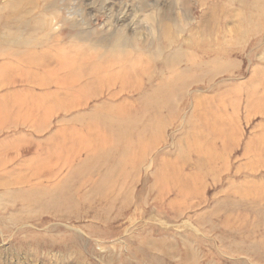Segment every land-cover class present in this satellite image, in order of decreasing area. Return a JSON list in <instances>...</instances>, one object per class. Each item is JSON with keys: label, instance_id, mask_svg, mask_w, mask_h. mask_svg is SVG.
Instances as JSON below:
<instances>
[{"label": "rangeland", "instance_id": "1", "mask_svg": "<svg viewBox=\"0 0 264 264\" xmlns=\"http://www.w3.org/2000/svg\"><path fill=\"white\" fill-rule=\"evenodd\" d=\"M64 26L96 39L141 28L134 47L157 37L168 52L178 39L185 55L170 66L114 53L96 74L85 61L97 51ZM192 54L196 84L168 105L163 91L156 111L118 131ZM34 58L49 63L23 67ZM3 104L0 264H264V0H0ZM62 142L69 155L55 167ZM245 242L263 245L255 259L233 252Z\"/></svg>", "mask_w": 264, "mask_h": 264}, {"label": "bare ground", "instance_id": "2", "mask_svg": "<svg viewBox=\"0 0 264 264\" xmlns=\"http://www.w3.org/2000/svg\"><path fill=\"white\" fill-rule=\"evenodd\" d=\"M258 4V3H257ZM54 5V4H53ZM152 5V4H151ZM254 5V4H253ZM55 7V6H54ZM61 7V6H60ZM156 8V7H155ZM159 9V8H158ZM186 10L183 12V14H187V9L188 8H185ZM252 9V8H251ZM153 10V9H151ZM57 11V10H56ZM154 11V10H153ZM60 12V11H59ZM149 12V11H148ZM146 13L149 14V13ZM157 13V12H156ZM151 14V13H150ZM160 16H161V13H160ZM53 17V16H52ZM51 17V18H52ZM146 17H150L149 15L146 16ZM152 17V16H151ZM190 17V16H189ZM4 18V17H3ZM222 18V16H221ZM247 18V17H246ZM150 19V18H149ZM51 20V19H50ZM70 20V19H69ZM68 20V21H69ZM153 20V19H152ZM151 20V21H152ZM157 20V19H156ZM2 21V20H1ZM162 21V20H161ZM176 22H174V26H175V29L176 31H183L184 30V26L186 24H188V18H187V21H178L175 20ZM26 22H28L26 20ZM47 23V21H46ZM51 23V28L52 29H56L60 24L59 22H55L54 23V20L53 22H49ZM184 23V24H183ZM70 24V23H68ZM67 24V25H68ZM46 25V24H45ZM79 25V24H78ZM190 25V24H189ZM44 26V24H43ZM78 27V26H77ZM140 27V26H138ZM183 27V28H182ZM188 27V26H187ZM186 27V28H187ZM73 27H69V26H64L61 31L66 35V37H70V38H75L76 40H87L89 42H87L86 44V50H96L97 53H98V59L94 62V61H91L90 63L87 61H85V64L87 65V67L89 65H92L93 64V68L92 70L94 71L93 73H96L97 74V70H99V73H100V66H101V62H105L106 60V57H109V56H116V55H122V54H127L129 52H137L136 54L139 56V58H142L143 55L147 58V59H150V58H153L154 56H159V55H162L163 54V58L165 60V64L166 65H176L177 66V62L178 60L185 55V51L184 49H182L181 45H180V42L178 41V39H175L173 41V43L170 45L171 46V49L168 50V52L165 51V48H167V46L169 45H164V43L157 37H154V38H151L149 41H144V43H141V45L136 48L134 47L136 44H134V37H138V38H141V28H138L139 30L138 31H135V33L133 34V38L131 37V35H129L123 27H120L118 28V30H116V33L114 36L110 38H106V37H100V38H95L94 35H92V32L93 31H88V30H85L83 29L84 27H82V29H75ZM221 28V27H220ZM253 28V27H252ZM188 30V28H187ZM247 30V28H246ZM253 31V30H251ZM241 32V31H240ZM30 36V35H29ZM42 38V37H41ZM19 39H22V38H18V43H19ZM188 40L191 41V38L189 37ZM28 41V40H27ZM27 41H24V42H27ZM32 42V40L30 41ZM29 42V44H30ZM68 42V41H67ZM72 42V41H71ZM227 42V41H225ZM28 43V42H27ZM239 43V42H237ZM230 44V43H229ZM172 45H173V48H172ZM232 45V44H231ZM229 45V46H231ZM102 47H105L106 49H102ZM228 47V46H227ZM136 48V50H134ZM225 48V46H224ZM232 48V46H231ZM230 48V50H232ZM81 49V47H80ZM229 49V48H228ZM89 50V51H90ZM127 50V51H126ZM165 53H164V51ZM228 50V51H230ZM104 51V52H103ZM227 51V52H228ZM127 52V53H126ZM205 52V51H204ZM114 53H116V55H114ZM131 54V53H130ZM198 54V53H197ZM52 55V54H51ZM104 56V59L101 60V57ZM51 57V56H49ZM48 57V59H50ZM122 57V56H121ZM53 58H56L54 55H52L51 59ZM103 58V57H102ZM117 58V57H116ZM189 60H191V62L189 63V67H184V68H176L174 70V73L173 75L167 79L165 81V83H160L159 85H156L153 87V89H148L145 91V94L142 96L144 98V100L140 99L139 100V107H137V112L135 114V116L132 118V122H129L127 121L128 124H126L123 128L121 126L120 130L118 131H125V132H128L129 130H131V126L130 125H133L134 124V121L137 122L138 118H139V114L140 113H144L145 114H150L151 111H156V106H155V103L157 101L160 100V97H161V93L164 91V97H167L168 100H166V102H164L162 100L163 103H167L168 105V101L170 100V97H174L173 98V101L172 103H174L175 101V96L177 95V97L180 99L181 97H183L184 93L188 90V88L191 86V85H194L196 84V82L198 81V77L196 76V74L194 73L195 72V69L203 64L202 60H199L198 57H196V55L192 54L190 55V57H188ZM39 61L40 65L44 67V64H48L49 61L46 62V59L45 58H41V59H38V58H34V59H30V60H27V61H23L22 65L24 64L25 66L23 67H29L31 70H33L35 67H37V63L34 64V62H31V61H36V60ZM81 61L83 62L82 58H80ZM120 60V59H119ZM57 61H60L61 64L65 63V66L69 67L70 69H72V71H74V67L77 65V62H73L71 64H68L66 61L64 60H61V59H57L55 60V62ZM205 61V60H204ZM94 64H95V67H94ZM100 65V66H99ZM47 67V65H46ZM226 68V67H225ZM182 69V70H181ZM193 70L194 72L192 74L188 73V71L186 72V70ZM43 72V70H42ZM204 73L206 74H210L212 73V71H209V70H205ZM180 76V78H179ZM204 82V81H203ZM213 83V82H212ZM207 86V85H206ZM253 86V85H252ZM165 87V88H164ZM191 88V87H190ZM210 88V87H209ZM191 90V89H190ZM144 91V90H143ZM171 102V101H169ZM159 106V105H158ZM169 107V106H168ZM8 109H9V106L6 105V104H3V109L0 110V113H4V114H9L8 112ZM14 109L16 110L17 109V103L14 102ZM167 109V108H166ZM161 110H162V106H161ZM43 113V112H42ZM1 115V114H0ZM126 116V115H125ZM137 116V117H136ZM129 126V127H128ZM4 128V127H3ZM10 129H15L17 127H9ZM0 131H1V128H0ZM149 132V131H148ZM58 148V149H57ZM55 149V154L57 156L56 160L54 159L53 160V165L56 167V164H59L60 161L65 162L63 161L64 160H67V152H68V155H69V150L66 148V143L64 144L62 142L61 145H58L56 147H54ZM111 151V152H110ZM63 152L65 153V158H64V155H63ZM17 153V152H16ZM111 154H113L112 150L110 149H107L105 154L104 155H108L109 158H111ZM204 163V162H203ZM167 164V163H166ZM53 167H50L49 168V172L50 170L52 169ZM133 169V168H132ZM47 169H45L44 171L46 172ZM171 172V171H170ZM176 174V173H175ZM174 174V175H175ZM179 174V173H178ZM161 178H160V181L164 180L165 178H169L171 176V174H166V172H164V174H161ZM173 175V174H172ZM181 175V174H180ZM179 175V177H180ZM196 175V174H195ZM197 176V175H196ZM156 177V176H155ZM158 177V176H157ZM174 177V176H172ZM107 178V177H106ZM184 178V176L182 177ZM156 180V179H155ZM176 180V179H175ZM111 181H112V178H111ZM186 181H187V178H186ZM186 183V182H185ZM189 183H187L188 185ZM174 187V186H173ZM9 189V190H8ZM17 188H7V189H4V192H2V195H9L11 196L12 198L16 199L17 200V193L16 191L13 192L14 190H16ZM126 194V198H130L129 194L127 192H125ZM134 196V195H133ZM261 198H263L264 200V196H261ZM134 199V198H133ZM133 199L131 201H133ZM128 200V199H127ZM129 200V201H130ZM18 201V200H17ZM126 201V200H125ZM124 201V203H126ZM224 201V200H223ZM254 201H260L261 202V199L260 198H257L256 200ZM13 203L15 201H12ZM65 202L67 203L68 205V200H65L64 199V205H65ZM128 202V201H127ZM234 202V201H233ZM33 203V201H32ZM32 203H31V206H32ZM123 203V204H124ZM129 203V202H128ZM122 204V205H123ZM5 205H7V201L6 203L4 204V201H3V197H0V206L2 207H5ZM125 205V204H124ZM147 206V205H145ZM130 207V206H129ZM128 209V208H127ZM66 210L67 209H64L62 212L64 214H66ZM129 210V209H128ZM139 210V209H138ZM214 210V209H213ZM216 210V209H215ZM144 211V210H143ZM118 212V210H117ZM161 212V211H160ZM259 212H261L259 210ZM62 213V215H63ZM185 213V212H184ZM139 214V213H138ZM103 215V214H102ZM141 215V214H140ZM145 215V214H144ZM152 215V214H151ZM264 216V211H263V214ZM148 216V215H147ZM146 216V217H147ZM160 217V216H159ZM173 217V216H172ZM138 218V217H137ZM149 218V217H148ZM151 218V217H150ZM205 218V217H204ZM139 219V218H138ZM181 219V218H180ZM144 220V219H143ZM177 220V218H176ZM202 220V219H201ZM156 221V220H155ZM175 221V220H174ZM194 221V220H193ZM147 222V221H145ZM158 223V222H157ZM160 223V221H159ZM173 223V222H172ZM195 223V222H194ZM156 224V222H155ZM163 224V223H162ZM175 224V223H174ZM177 224V223H176ZM201 224V223H200ZM180 226V225H179ZM206 226V225H205ZM50 227V226H49ZM181 227V226H180ZM204 227V226H203ZM207 227V226H206ZM41 228V227H40ZM47 228V227H46ZM168 229V228H167ZM15 231V230H14ZM190 231V230H189ZM173 232V230H172ZM204 232H205V229H204ZM171 233V231H170ZM180 233V232H179ZM172 234V233H171ZM182 234V232H181ZM189 234V233H188ZM225 235V234H224ZM207 236V235H206ZM209 236V235H208ZM223 237V236H222ZM5 238V237H4ZM181 238V237H180ZM202 238V237H201ZM206 238V237H205ZM213 239V238H212ZM243 239V238H242ZM158 240V239H157ZM161 240V239H160ZM163 237H162V241H163ZM179 240V239H178ZM174 241V240H173ZM172 241V242H173ZM185 241V240H184ZM201 241V240H200ZM209 241V240H208ZM214 241V240H213ZM233 241V240H231ZM245 241V240H244ZM157 242V241H155ZM188 242V240H187ZM202 242V241H201ZM246 243V242H245ZM154 244V243H153ZM152 244V245H153ZM184 244V242H183ZM151 245V244H149ZM155 245V244H154ZM153 245V246H154ZM158 245V244H157ZM160 245V244H159ZM177 245V244H176ZM189 245V243H188ZM162 246V245H161ZM160 246V247H161ZM166 246V244H165ZM168 246V245H167ZM173 246V245H172ZM175 246V245H174ZM155 247V246H154ZM158 247V246H157ZM159 247V249H160ZM260 247H263L262 244H259V243H256V242H249V243H246L245 245L243 246H238L236 249L233 250V252H237V253H244L246 255H249L251 257H253L255 259V257H257V253L260 252ZM132 248V247H131ZM156 248V247H155ZM164 248V247H163ZM167 248V247H166ZM171 248V247H169ZM146 249V248H145ZM175 249V248H174ZM133 250V249H132ZM158 250V249H157ZM170 251V250H169ZM179 251V249H178ZM138 253V252H137ZM140 253V252H139ZM172 253V252H171ZM169 252V254H171ZM174 253V252H173ZM178 253V252H176ZM168 254V255H169ZM197 254V253H196ZM133 255V254H132ZM142 255V254H141ZM174 255V254H172ZM198 255V254H197ZM223 255V254H222ZM196 256V255H195ZM139 257V256H138ZM200 257V256H199ZM114 258V257H113ZM130 258V256H129ZM141 258V257H140ZM143 258V257H142ZM179 258V257H178ZM198 258V257H197ZM201 258V257H200ZM264 258V257H263ZM175 259H176V255H175ZM261 262V261H260Z\"/></svg>", "mask_w": 264, "mask_h": 264}]
</instances>
